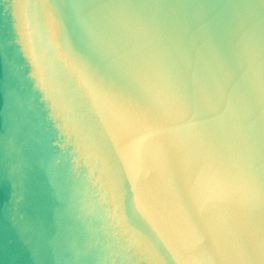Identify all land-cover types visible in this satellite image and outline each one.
Here are the masks:
<instances>
[{"label": "clouds", "instance_id": "1", "mask_svg": "<svg viewBox=\"0 0 264 264\" xmlns=\"http://www.w3.org/2000/svg\"><path fill=\"white\" fill-rule=\"evenodd\" d=\"M0 56V264H264V0H0Z\"/></svg>", "mask_w": 264, "mask_h": 264}, {"label": "water", "instance_id": "2", "mask_svg": "<svg viewBox=\"0 0 264 264\" xmlns=\"http://www.w3.org/2000/svg\"><path fill=\"white\" fill-rule=\"evenodd\" d=\"M131 2L142 3L151 2V0H131ZM77 51L85 58L88 72L111 98L133 109L144 106V94L139 80L150 76L152 68L140 55L125 50L127 60H119L115 56L91 51L83 46L78 47ZM6 74L5 63L3 57L0 56V87L4 83ZM2 105L3 99L0 97V107ZM120 191L123 208L128 218L140 226L146 227L136 215L134 201L137 192L131 181L125 178ZM4 199L6 197H0V203ZM9 239H11V233L5 232L4 222L0 221V247L5 245Z\"/></svg>", "mask_w": 264, "mask_h": 264}]
</instances>
